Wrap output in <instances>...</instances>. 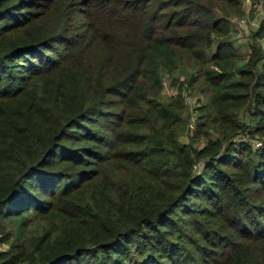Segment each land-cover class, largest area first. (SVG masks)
Here are the masks:
<instances>
[{
    "label": "trees",
    "instance_id": "1",
    "mask_svg": "<svg viewBox=\"0 0 264 264\" xmlns=\"http://www.w3.org/2000/svg\"><path fill=\"white\" fill-rule=\"evenodd\" d=\"M242 1L0 0V264H264V13L241 50ZM164 72L207 95L199 146Z\"/></svg>",
    "mask_w": 264,
    "mask_h": 264
},
{
    "label": "rangeland",
    "instance_id": "2",
    "mask_svg": "<svg viewBox=\"0 0 264 264\" xmlns=\"http://www.w3.org/2000/svg\"><path fill=\"white\" fill-rule=\"evenodd\" d=\"M242 10L239 14H237L234 17L233 26L235 27V31H232V35L238 39V42L240 43L241 50H244L243 43L249 40V34L250 32L255 28L257 25L260 17L264 13V7L260 6L258 3H252L250 0H243L242 1ZM78 18H82L80 15H77ZM244 17V23L239 24L238 18ZM261 40V41H260ZM261 48L262 51L264 50V35L260 37ZM170 76L167 75V73H162L161 81H162V88L161 93H159V96L161 99H168L169 96H174L177 93V87L179 85L182 86L180 88V95L183 99V114H184V124H182V127L180 129L179 138L181 140H187L188 136L191 137V140L193 141V145L199 146L203 142L202 137H196L192 136V129L194 127V122L196 120V115L199 112V109L206 110V107L204 104H206L207 101V95L206 93L199 89L195 88H189L187 85L183 84H176L178 83V80L174 83L170 82L169 80ZM181 78V77H180ZM203 104V105H202ZM202 106V107H201ZM238 113L240 115H243L244 111L242 108L238 109ZM212 130V129H211ZM211 136H215V132L211 131ZM9 246V240L2 241V249H6Z\"/></svg>",
    "mask_w": 264,
    "mask_h": 264
},
{
    "label": "built area",
    "instance_id": "3",
    "mask_svg": "<svg viewBox=\"0 0 264 264\" xmlns=\"http://www.w3.org/2000/svg\"><path fill=\"white\" fill-rule=\"evenodd\" d=\"M254 3H258V4H260V6H263L264 7V0H259L258 2H254ZM244 21H245L244 20V17L238 18L239 24L244 23ZM252 141H253V144L254 145H258L259 144V141L257 139H254ZM196 165H198V164H195L194 166H196ZM1 247H2V241L0 239V249H1Z\"/></svg>",
    "mask_w": 264,
    "mask_h": 264
}]
</instances>
